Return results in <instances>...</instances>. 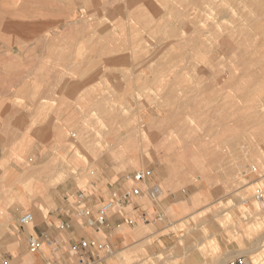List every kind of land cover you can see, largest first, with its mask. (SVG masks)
<instances>
[{"label":"rangeland","instance_id":"rangeland-1","mask_svg":"<svg viewBox=\"0 0 264 264\" xmlns=\"http://www.w3.org/2000/svg\"><path fill=\"white\" fill-rule=\"evenodd\" d=\"M255 1L80 0L60 8L62 23L45 15L46 32L66 34L40 40L43 54L0 56V95L17 98L0 102L1 122L26 107L30 127L41 122L42 104L18 101L26 94L61 100L45 104L49 133L0 134L9 203L41 210H28L27 227L50 209L56 228L87 227L112 200L93 206L91 193L119 183L117 202L127 176L150 168L160 194L115 204L93 237L112 250L92 264H264V0Z\"/></svg>","mask_w":264,"mask_h":264},{"label":"crops","instance_id":"crops-1","mask_svg":"<svg viewBox=\"0 0 264 264\" xmlns=\"http://www.w3.org/2000/svg\"><path fill=\"white\" fill-rule=\"evenodd\" d=\"M80 0H0V56L22 55L28 53H38V49L42 48L40 40L43 39H59L65 35V31L46 32L44 30L45 15L51 14L57 23H62V10L71 4V2H79ZM75 5V3H74ZM57 8V10H55ZM90 37V35H88ZM43 44V42H42ZM51 54H60V46L56 43ZM43 52H39L40 54ZM5 67V64L0 63V70ZM76 86L75 83L69 82L67 91V102L72 104L75 101ZM65 97V95H64ZM17 98L11 95H0V102H13ZM22 103H36L42 104L38 108L36 118H41V122L35 127H30L29 118L33 115V111L20 110L18 114L13 110H7L12 115H7L0 121V134L12 133V129L18 128H36L35 133H49L53 127L54 113L50 114L47 111L45 104L56 105L60 100V95L56 94H37L25 95L19 98ZM56 110V109H55ZM74 108L69 107V114ZM54 111V110H53ZM70 117V115H69ZM52 119L51 121H49ZM8 121V122H7ZM7 124V126H5ZM23 132V131H22ZM32 133V131H27ZM44 144V142H42ZM4 145H9L8 143ZM6 149L0 144V151ZM158 185L155 176H149L145 180L144 188L150 185ZM118 184H107V189L100 190L99 194L91 193V205L105 200L107 195L111 193L113 188ZM8 188H4L0 181V264H92L95 262L93 257L99 256L102 250L95 248L82 249L79 242L82 240H96L102 243L97 238H93L95 234L105 227L109 213L106 220L100 224L96 218L91 215L90 220L86 226L75 227L73 225H66L60 223L56 228L54 221L58 219L59 213L50 209L47 214L50 219L39 224L27 227V225L20 226L17 222L18 217L29 209L34 210L38 216L41 215V210L38 205L29 204L25 200H21L17 204L9 203L12 198L10 192H5ZM51 196V199H56ZM115 202V201H114ZM134 202V201H133ZM132 202V204H133ZM123 197L115 202L116 205L123 204ZM57 204V203H56ZM25 210V211H24ZM33 223V222H31ZM95 230V233L92 232ZM61 230V232H60ZM106 230V229H105ZM32 234L37 237L39 246L32 250L28 245V237ZM106 241V240H104ZM46 244V248H44Z\"/></svg>","mask_w":264,"mask_h":264},{"label":"built area","instance_id":"built-area-1","mask_svg":"<svg viewBox=\"0 0 264 264\" xmlns=\"http://www.w3.org/2000/svg\"><path fill=\"white\" fill-rule=\"evenodd\" d=\"M151 172L148 169H139L134 171L131 175L127 176V180L131 182L130 190L123 196V199L132 200V198L141 196L144 192L151 198L155 199L160 194V187L158 185H150L144 188L145 180L150 176ZM256 197L261 198L262 194L260 190H256ZM115 207V202L110 200L102 203L97 209L96 220L102 224L108 215V213ZM80 212L83 213L84 208H80ZM34 220V215L30 211L23 212L17 219L20 226L27 225ZM29 248L34 250L38 248L39 242L36 236L30 234L28 237ZM79 246L82 249L95 248L104 251L105 253L111 252V246L107 242L99 243L96 240H82L79 242ZM238 264H242L239 261Z\"/></svg>","mask_w":264,"mask_h":264},{"label":"bare ground","instance_id":"bare-ground-1","mask_svg":"<svg viewBox=\"0 0 264 264\" xmlns=\"http://www.w3.org/2000/svg\"><path fill=\"white\" fill-rule=\"evenodd\" d=\"M256 1H257V0H256ZM256 1H255V2H256ZM245 2H246V1H245ZM249 2H250V1H249ZM256 3H257V2H256ZM258 4H259V3H258ZM260 5H261V4H260ZM201 9H202V8H201ZM247 10H248V9H247ZM249 10H250V9H249ZM249 10H248V11H249ZM252 11H253V10H252ZM252 13H253V12H252ZM234 14H235V13H234ZM229 22H230V21H229ZM232 22H233V21H232ZM243 23H244V22H243ZM220 28H221V27H220ZM248 32H249V31H248ZM230 62H231V61H230ZM105 160H106V159H105ZM82 169H83V168H82ZM146 169H148V168H146ZM148 170H150V172H151L150 176L153 175V171H152V169L149 168ZM160 192H161V191H160ZM29 224H32V223H29ZM29 224H27V225H29ZM257 245H258V244H257ZM254 247H255V245H254Z\"/></svg>","mask_w":264,"mask_h":264}]
</instances>
